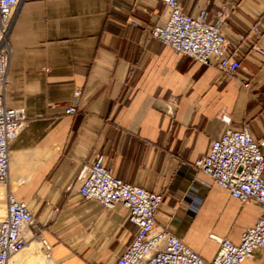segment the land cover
<instances>
[{
  "label": "crops",
  "instance_id": "0c3cea01",
  "mask_svg": "<svg viewBox=\"0 0 264 264\" xmlns=\"http://www.w3.org/2000/svg\"><path fill=\"white\" fill-rule=\"evenodd\" d=\"M177 1L208 22L226 11L223 30L242 63L237 73L150 36L166 17V0L20 1L0 92L27 120L10 142L0 221L10 194L26 202L33 232H42L57 264H114L136 233L121 203L108 208L81 194L79 173L100 153L119 178L164 193L157 228H176L204 259L219 250L211 234L239 242L260 217L257 202L231 197L193 163L229 126L247 127L264 150V0ZM78 90V112L68 114ZM45 258L42 245L31 243L8 264ZM242 264H264V248Z\"/></svg>",
  "mask_w": 264,
  "mask_h": 264
},
{
  "label": "built area",
  "instance_id": "2783aa9c",
  "mask_svg": "<svg viewBox=\"0 0 264 264\" xmlns=\"http://www.w3.org/2000/svg\"><path fill=\"white\" fill-rule=\"evenodd\" d=\"M21 0H0V77L2 88L8 82L11 55L9 31ZM166 17L150 29V36L159 39L175 53L193 60L215 64L226 74L237 73L242 66L238 47L227 39L223 30L226 11L216 22H208L185 12L177 0H166ZM249 87L248 81H243ZM80 91H76L68 114L78 112ZM222 118L230 123L228 115ZM27 120L22 108H9L4 92H0V182L9 183L10 142L19 134ZM100 153L81 169L78 178L83 181L81 194L96 199L105 207L121 203L130 211L137 230L130 243L114 264H242L264 248V150L247 127L229 126L212 143L209 154L198 158L193 165L208 175L214 184L230 196L245 203L255 201L261 207L257 223L245 229L239 242L211 234L217 241L216 256L207 260L186 245L176 228H157V213L164 201V193L152 192L131 184L113 173L104 164ZM36 223L29 205L8 197L6 217L0 221V264H8L10 257L22 251L34 238L50 248L41 231L33 232Z\"/></svg>",
  "mask_w": 264,
  "mask_h": 264
},
{
  "label": "bare ground",
  "instance_id": "6f19581e",
  "mask_svg": "<svg viewBox=\"0 0 264 264\" xmlns=\"http://www.w3.org/2000/svg\"><path fill=\"white\" fill-rule=\"evenodd\" d=\"M41 241V240H40ZM34 242H36V243H38L37 242V240H33V242L32 243H34ZM41 244H42V242H41ZM43 245V244H42ZM50 245V244H49ZM44 246V245H43ZM45 247V246H44ZM44 254H45V259H46V261H47V264H57L56 263V261H54V258H53V255H52V248H51V245H50V248H47V247H45L44 248Z\"/></svg>",
  "mask_w": 264,
  "mask_h": 264
},
{
  "label": "rangeland",
  "instance_id": "374dc122",
  "mask_svg": "<svg viewBox=\"0 0 264 264\" xmlns=\"http://www.w3.org/2000/svg\"><path fill=\"white\" fill-rule=\"evenodd\" d=\"M34 239L37 240V242H38L40 245H42L39 237H36V238H34ZM34 239H33V240H34ZM33 240L30 241V243H29L28 245H30V244L33 242ZM34 243H36V242H34ZM42 247L45 248L43 245H42ZM46 264H47V263H46Z\"/></svg>",
  "mask_w": 264,
  "mask_h": 264
}]
</instances>
